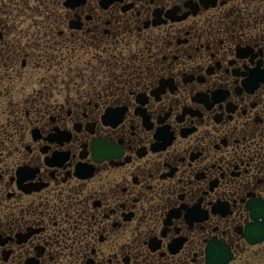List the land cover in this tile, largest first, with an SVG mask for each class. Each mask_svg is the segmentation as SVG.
<instances>
[{"label":"flooded vegetation","instance_id":"af4514ba","mask_svg":"<svg viewBox=\"0 0 264 264\" xmlns=\"http://www.w3.org/2000/svg\"><path fill=\"white\" fill-rule=\"evenodd\" d=\"M0 264H264V0H0Z\"/></svg>","mask_w":264,"mask_h":264}]
</instances>
